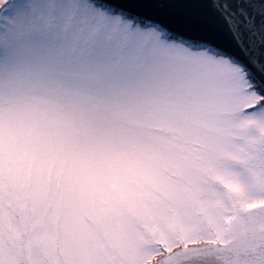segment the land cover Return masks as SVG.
Instances as JSON below:
<instances>
[{"label":"snow or ice","instance_id":"obj_1","mask_svg":"<svg viewBox=\"0 0 264 264\" xmlns=\"http://www.w3.org/2000/svg\"><path fill=\"white\" fill-rule=\"evenodd\" d=\"M0 264H264V0H0Z\"/></svg>","mask_w":264,"mask_h":264}]
</instances>
